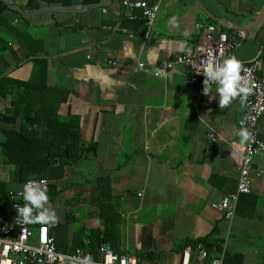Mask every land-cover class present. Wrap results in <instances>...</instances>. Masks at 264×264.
Listing matches in <instances>:
<instances>
[{"label":"crops","instance_id":"obj_1","mask_svg":"<svg viewBox=\"0 0 264 264\" xmlns=\"http://www.w3.org/2000/svg\"><path fill=\"white\" fill-rule=\"evenodd\" d=\"M99 1L13 0L26 16L8 6L1 15L5 190L19 187L11 179L13 154L3 147L21 128L27 100L31 113L72 118L80 142L96 148L48 179L56 185L49 206L58 222L49 233L57 250L93 253L90 243L102 238L140 264H210L220 253L231 264H264V156L253 158L251 190L239 196L231 219L212 206L236 189L245 147L237 135L240 104L221 110L215 84L210 99L187 81L185 66H157L213 28L230 35L231 55L260 60L264 73V0H147L159 5L149 29L141 9H125L120 0L92 5ZM139 62L147 70H134ZM38 132L45 137L47 128ZM257 136L264 141V114ZM32 225L35 232L41 223ZM203 237L221 251L209 256L202 243L186 242Z\"/></svg>","mask_w":264,"mask_h":264},{"label":"built area","instance_id":"obj_2","mask_svg":"<svg viewBox=\"0 0 264 264\" xmlns=\"http://www.w3.org/2000/svg\"><path fill=\"white\" fill-rule=\"evenodd\" d=\"M123 8L141 9V16L144 19L146 28L149 29L156 18L159 10L157 3H151L147 0H120ZM130 18L134 13L130 12ZM234 42L230 35L225 31L206 29L201 41L193 48L187 49L173 59H166L157 63L160 69L167 70L176 64L186 67L187 81L190 84L203 86L205 79L203 73H198L209 61L220 62L225 57L231 55ZM115 64V62H112ZM243 74L252 82L253 91L248 98L247 107L242 109L240 121L247 115L246 122L250 128L253 139L245 144L244 152L239 164V172L236 189L224 195L218 202L212 206L219 210L223 217L231 219L235 213L239 196L249 193L251 190L250 167L255 156H264V141L257 136V124L260 117L264 114V73H262V63L258 59L249 62H242ZM134 70H147L143 63H137ZM158 75V74H157ZM239 103V101H235ZM240 104V103H239ZM213 140V134H208ZM43 181L47 189L49 180L47 178H30ZM29 180V179H27ZM26 180V181H27ZM25 181V182H26ZM23 182L17 189L9 190L8 195L11 200L9 210L0 211V264H69L70 258L75 256L83 257L91 254L96 264H140V258L127 251H115L110 245L100 243L92 253L91 251L76 248L71 252H61L56 249L55 243L49 233V228L55 224H41L33 231V225L20 224L17 222L18 212L15 205L23 203L22 196L19 195ZM187 249L185 250V252ZM187 256V252H186ZM198 256L203 259L207 256L204 249L198 250ZM187 260L183 262L186 264ZM223 253L211 258L210 264H222Z\"/></svg>","mask_w":264,"mask_h":264},{"label":"trees","instance_id":"obj_3","mask_svg":"<svg viewBox=\"0 0 264 264\" xmlns=\"http://www.w3.org/2000/svg\"><path fill=\"white\" fill-rule=\"evenodd\" d=\"M50 1L66 3L69 0ZM7 8L6 3L0 0V20L2 13ZM27 90L26 88V95L28 93ZM22 102L25 103L24 100ZM28 104L26 100V105L24 106L26 107V112L22 114L23 123L21 128L11 133L13 135L12 140L3 147L5 153L13 154L10 159L14 164L12 182L19 186L29 178L44 177L56 180V178H60L64 174L65 165L74 163L80 158L87 157V155H93L96 149L95 145L86 147L80 142L77 127L72 118L63 119L54 112L37 113V111H33L31 113L27 110ZM43 125L47 128L45 137L40 136L38 132L39 126ZM98 183H100V186L103 183L108 185L103 178L98 179ZM5 185L4 181H0V201L2 202V208L0 209L3 211L9 208L11 204ZM55 186V182H49L48 195L51 189H55ZM107 190L109 192V186H107ZM102 242H104V239L97 238L95 242L90 243V246L96 247ZM186 242L192 246L202 243L209 256H212L213 253L218 254L221 251L218 243H210L206 237L186 240ZM114 250L119 251L117 248H114ZM227 257L223 254L222 264H231L233 262L231 257L230 259Z\"/></svg>","mask_w":264,"mask_h":264},{"label":"clouds","instance_id":"obj_4","mask_svg":"<svg viewBox=\"0 0 264 264\" xmlns=\"http://www.w3.org/2000/svg\"><path fill=\"white\" fill-rule=\"evenodd\" d=\"M175 22V18H172ZM242 62L235 56L225 57L220 62L209 61L198 73H203V95L210 96L213 93L212 86L215 84V92L219 94V107L221 110L228 108L233 102L239 101L242 109L247 107L249 96L252 94V82L243 74ZM249 117L246 115L240 121V128L237 135L239 142L246 144L253 139L252 132L246 122ZM23 203H18L15 208L18 212L17 222L20 224H55L58 222L56 210L49 206L50 197L48 189L43 181L34 179L27 180L19 193ZM69 264H96L91 254L83 257L75 256L70 258Z\"/></svg>","mask_w":264,"mask_h":264},{"label":"water","instance_id":"obj_5","mask_svg":"<svg viewBox=\"0 0 264 264\" xmlns=\"http://www.w3.org/2000/svg\"><path fill=\"white\" fill-rule=\"evenodd\" d=\"M4 1H5V3L7 4V6H8L9 8H11V9H13V10H15V11L21 13V14L24 15V16H26V14L29 12V11L23 10V9H21L20 7H18V6L13 2V0H4ZM102 1H104V0H100L99 2L94 3V4H92V5L100 6V5L103 4ZM263 17H264V14H263ZM239 30H243V31H244V29H241L240 27H239Z\"/></svg>","mask_w":264,"mask_h":264}]
</instances>
